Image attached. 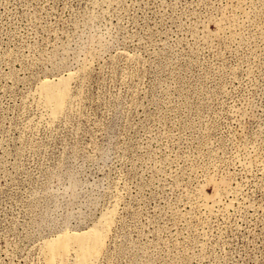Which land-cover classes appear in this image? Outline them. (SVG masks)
I'll list each match as a JSON object with an SVG mask.
<instances>
[{
  "label": "rangeland",
  "instance_id": "obj_1",
  "mask_svg": "<svg viewBox=\"0 0 264 264\" xmlns=\"http://www.w3.org/2000/svg\"><path fill=\"white\" fill-rule=\"evenodd\" d=\"M108 224L93 264H264V0H0V264Z\"/></svg>",
  "mask_w": 264,
  "mask_h": 264
},
{
  "label": "bare ground",
  "instance_id": "obj_2",
  "mask_svg": "<svg viewBox=\"0 0 264 264\" xmlns=\"http://www.w3.org/2000/svg\"><path fill=\"white\" fill-rule=\"evenodd\" d=\"M61 86L51 84L41 88V98H43L44 104L54 113L60 112L67 96L66 86ZM109 229L110 224L104 226L102 229L103 236L100 238L92 239V234H84L79 237H72L71 240H53L49 257L50 264H53L56 260L66 262V254L70 249L76 250L81 264H93L104 250Z\"/></svg>",
  "mask_w": 264,
  "mask_h": 264
}]
</instances>
